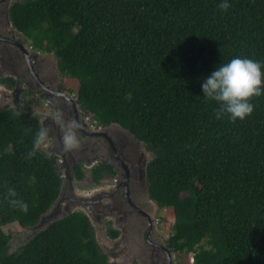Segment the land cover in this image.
I'll return each instance as SVG.
<instances>
[{"label": "trees", "instance_id": "trees-1", "mask_svg": "<svg viewBox=\"0 0 264 264\" xmlns=\"http://www.w3.org/2000/svg\"><path fill=\"white\" fill-rule=\"evenodd\" d=\"M11 14L79 81L84 111L142 143L150 200L175 218L170 250L194 264H264V94L232 122L202 90L233 58L264 71V0H25ZM23 110L0 111V264H108L85 212L41 225L62 180L56 158L28 156L40 125ZM102 166L97 180L113 172ZM9 187L27 213L8 203ZM15 223L33 235L13 251L3 229Z\"/></svg>", "mask_w": 264, "mask_h": 264}, {"label": "flooded vegetation", "instance_id": "flooded-vegetation-1", "mask_svg": "<svg viewBox=\"0 0 264 264\" xmlns=\"http://www.w3.org/2000/svg\"><path fill=\"white\" fill-rule=\"evenodd\" d=\"M14 3L15 0H0V105L21 111L25 101L32 110L37 108L33 114L38 116L40 128L45 125L53 129L41 152L56 158L63 180L60 197L49 215L59 217L83 208L99 230L105 228L111 234L108 225L113 219L115 228L121 231L136 229L134 244L129 245L130 259L143 264H173L167 243L161 240L155 224L142 143L126 132L128 137L118 126H95L90 113L78 103L76 82L56 73L46 53L14 26ZM58 109L66 113V119H75L80 125L82 146L78 151L63 150L60 128L53 123ZM102 165L112 166L113 172L103 169L97 180L96 172ZM80 172L85 175L81 184H94L86 198L77 196L72 186ZM121 235L117 245L128 246L123 243L125 234Z\"/></svg>", "mask_w": 264, "mask_h": 264}, {"label": "clouds", "instance_id": "clouds-1", "mask_svg": "<svg viewBox=\"0 0 264 264\" xmlns=\"http://www.w3.org/2000/svg\"><path fill=\"white\" fill-rule=\"evenodd\" d=\"M25 0H15V3H24ZM14 3V4H15ZM218 7L223 10L227 11V9L230 7V5L227 2L221 3L218 5ZM10 18V17H9ZM21 33V32H20ZM31 42V41H30ZM32 43V42H31ZM44 52V51H43ZM45 56L48 59L47 55H50L52 57L54 63V67L56 68V73L58 71L65 75V73L62 72V70L59 67L57 58L51 54L45 52ZM50 61V60H49ZM51 72V71H50ZM53 73V72H51ZM55 75V73H54ZM69 79L72 78L68 75ZM73 80L77 81V90H79V81L75 78H72ZM202 90L204 93V96L209 100H215L219 103V108L216 110V118L222 119L225 114L228 115L230 120L232 122L245 119L247 116H250L254 109L255 105L251 102L253 97H259L262 94H264V71H262V65L260 62H257L250 58H233L229 62L222 64L219 66L218 70L213 71L210 76H208L205 79V82L202 85ZM26 102L23 101L21 103V111L17 112H24V107L26 106ZM28 105V104H27ZM33 110H37V108L32 107ZM4 109V108H3ZM10 109V108H9ZM14 109V108H12ZM35 113V112H34ZM90 113V112H89ZM89 118L94 121L96 124V127H103L100 125L96 120L95 116L90 113ZM53 123L60 128L61 131V142L63 145V150L65 152H75L78 151L81 148V140L79 136V123L75 119H66V113L62 109H58L53 117ZM116 126V125H115ZM122 129V128H121ZM124 130V129H123ZM53 129L50 126H43L39 129V131L36 133V136L33 141L32 149L28 153L29 157H34L36 155L37 150L41 151L42 147H46L48 144V141L51 138L50 133H52ZM52 158V157H49ZM57 162V161H56ZM58 164V162H57ZM56 164L57 171H59L58 165ZM128 167V166H126ZM63 172V171H62ZM62 172L59 171L61 180L62 179ZM85 178V175L83 174V177L80 179L79 175L77 176L76 180L73 179L74 184L80 183L82 179ZM81 184V183H80ZM73 186V184H72ZM88 192H86V196L89 193V189H87ZM18 196V193L16 190L12 187L8 188L6 199L8 200V203L13 207H18L23 212L27 213L28 211V204L25 203L22 199H15V197ZM153 204H155L154 201H152L151 207L153 208V211L155 212V209L153 207ZM55 205V204H54ZM53 205V206H54ZM52 206V208H53ZM156 207H158L156 205ZM51 208V210H52ZM159 208V207H158ZM161 209V208H159ZM50 210V211H51ZM162 210H167L162 209ZM74 211H80L79 208ZM85 212L88 216L89 214L87 211H80ZM50 214V212H49ZM49 214L45 215V218L42 220V222L45 223L47 220ZM155 224L158 227V230L160 228V224L158 221V218H156L155 214ZM90 220L91 217L89 216ZM175 220V218H174ZM40 222V223H42ZM91 223L94 227L96 238L99 242H106V245H102V247L105 249V251L108 254V264H115V262H118V260H123L126 264H130L132 261H134L133 258L130 259L129 257V247L130 244V237H136L134 235L136 233V229H130V230H119L121 228L117 227L115 228L114 224L115 221L113 219H109L110 226L109 228L112 229V234L108 233L107 230L102 229L99 230L96 222H93L91 220ZM175 224V222H174ZM19 225V224H18ZM116 225V224H115ZM20 226V225H19ZM40 226L37 225L36 227L32 228V230L37 229ZM117 226V225H116ZM120 226V225H119ZM21 227V226H20ZM115 229H113V228ZM22 228V227H21ZM24 229V228H23ZM27 230V229H25ZM116 235L114 236V233ZM159 233V232H158ZM125 234V237L127 238V241L129 243L128 246L123 247L122 245H117V241L119 238H123V235ZM160 236V234H159ZM171 236V235H170ZM169 236V238H170ZM161 238V236H160ZM168 238V240H169ZM168 240H167V246H168ZM128 247V248H127ZM169 249V248H168ZM169 253L173 259L174 253L172 250L169 249ZM138 261V260H137ZM139 262V261H138ZM180 260H177V263L179 264ZM143 264V263H140ZM173 264L175 263V258L173 259ZM194 264V259H193Z\"/></svg>", "mask_w": 264, "mask_h": 264}, {"label": "rangeland", "instance_id": "rangeland-1", "mask_svg": "<svg viewBox=\"0 0 264 264\" xmlns=\"http://www.w3.org/2000/svg\"><path fill=\"white\" fill-rule=\"evenodd\" d=\"M48 59L53 62L52 57L50 55H47ZM65 76L68 77V75L65 73ZM69 78V77H68ZM77 83L76 80H73ZM1 104V103H0ZM2 106L0 105V111L2 110ZM33 112H36V110H33ZM126 134L127 131L123 130ZM129 133V132H127ZM127 135V134H126ZM129 137V135H127ZM136 147H140V145H137ZM142 148V147H141ZM146 155V154H145ZM94 184H73L74 192L79 196L80 198H86V192L87 189L91 188ZM153 207L155 209V216L158 218L160 228H159V234L161 236V240L166 241L168 240L169 236L172 233L173 225H174V217L172 213L169 210H162L156 207V205L153 204ZM4 232L6 234H9L13 238V244H12V250H16L19 247H21L23 244H25L29 238L33 235L31 229H23L21 228L17 223L14 225L6 226L4 229ZM130 244H134L135 237H130ZM101 246L104 244L106 245V242H99ZM123 243H128L127 238L125 237V240ZM193 254L190 255H184V254H174L173 259L175 258V263H177V260H181L179 264H193ZM139 261V260H138ZM136 260L132 261L130 264H140L142 262H138ZM115 264H126L123 260H118V262H115Z\"/></svg>", "mask_w": 264, "mask_h": 264}, {"label": "water", "instance_id": "water-1", "mask_svg": "<svg viewBox=\"0 0 264 264\" xmlns=\"http://www.w3.org/2000/svg\"><path fill=\"white\" fill-rule=\"evenodd\" d=\"M99 134H102V133H98V135H99ZM51 136H52V135H51ZM79 210H80V211H87V210H85V209H83V208H79ZM57 217H58V216H48L47 220H50V219L54 220V219H56ZM47 220L45 221V223L42 222L41 225L43 226L44 224H46V223L48 222Z\"/></svg>", "mask_w": 264, "mask_h": 264}]
</instances>
